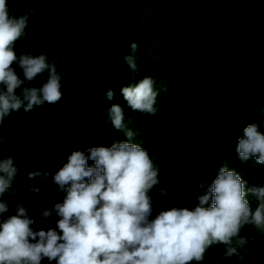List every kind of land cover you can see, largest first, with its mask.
<instances>
[{
  "label": "clouds",
  "instance_id": "1",
  "mask_svg": "<svg viewBox=\"0 0 264 264\" xmlns=\"http://www.w3.org/2000/svg\"><path fill=\"white\" fill-rule=\"evenodd\" d=\"M9 2L0 0V264H41L43 258L57 264H199L214 244L226 246V257L261 246L264 108L252 97L241 100L247 103V116L231 119L236 128L229 139H212L216 162L192 168L191 179L207 180L190 181L182 201L164 188L155 168L157 158L137 127L144 113H155L157 93L150 77L122 89L127 105L108 91V100L119 102L109 108L108 120H99L93 129L84 122L70 127L62 144L67 156L62 168L60 161L44 159L47 139L37 141L29 131L20 150L8 146L17 145V139L1 131L6 117L21 108L29 112L45 102L55 104L62 97L56 60L49 63L50 51L29 35V16L37 10L10 16ZM131 47L132 56L125 60L135 70L140 58L137 46ZM43 73L48 78L42 86H29ZM67 107L47 114L49 138L55 139L72 114ZM245 182L258 185L249 189L256 200L246 198ZM20 186L31 187L35 195L51 188L43 207L60 217L62 235L35 231L34 219L21 206L2 219L9 211L5 192L19 194Z\"/></svg>",
  "mask_w": 264,
  "mask_h": 264
},
{
  "label": "trees",
  "instance_id": "2",
  "mask_svg": "<svg viewBox=\"0 0 264 264\" xmlns=\"http://www.w3.org/2000/svg\"><path fill=\"white\" fill-rule=\"evenodd\" d=\"M8 8L15 17L37 10L29 16V35L50 51L49 63L56 60L62 92L55 104L45 102L29 112L21 108L5 118L1 131L17 139V145L8 143L12 149L22 148L29 131L37 141L47 139L44 159L60 161L62 168L67 163L62 144L70 127L84 122L93 129L99 120H108L111 105L119 104L108 100V91L127 105L122 89L150 77L157 93L155 113H144L137 127L157 158L164 188L182 201L190 181L207 180L191 179L192 168L216 162L212 139L228 140L236 128L231 119L246 118L247 103L241 100L252 97L264 108V0H10ZM133 44L140 58L135 70L125 60ZM44 75L29 86H42ZM66 106L72 114L55 139L49 138L47 114ZM244 184L246 198L256 200L249 189L258 185ZM20 189L19 194L5 192L9 211L2 219L21 206L34 219L35 231L62 235L60 217L43 207L51 188L38 195L31 187ZM45 211L51 213L47 218ZM225 251L226 246L214 244L199 264H263L264 241L239 256L226 257ZM41 264L57 261L43 258Z\"/></svg>",
  "mask_w": 264,
  "mask_h": 264
},
{
  "label": "bare ground",
  "instance_id": "3",
  "mask_svg": "<svg viewBox=\"0 0 264 264\" xmlns=\"http://www.w3.org/2000/svg\"><path fill=\"white\" fill-rule=\"evenodd\" d=\"M161 50V49H160ZM194 108V107H193Z\"/></svg>",
  "mask_w": 264,
  "mask_h": 264
}]
</instances>
